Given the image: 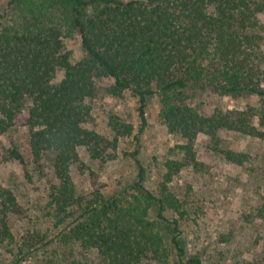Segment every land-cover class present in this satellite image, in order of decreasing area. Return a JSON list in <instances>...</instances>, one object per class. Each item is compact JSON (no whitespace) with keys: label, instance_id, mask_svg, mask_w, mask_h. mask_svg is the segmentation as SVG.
<instances>
[{"label":"trees","instance_id":"1","mask_svg":"<svg viewBox=\"0 0 264 264\" xmlns=\"http://www.w3.org/2000/svg\"><path fill=\"white\" fill-rule=\"evenodd\" d=\"M8 10L0 16V136L23 120L32 160L40 164L48 158L53 216L57 225L69 220L57 234L60 243L94 251L97 264H203L181 240L179 220L187 210L170 184L186 167L201 170L194 148L200 135L240 165L244 154L223 148L221 134L264 141L258 19L264 0H10ZM74 35L80 40L79 59L65 45ZM103 80L110 81L108 95L129 92L138 99L141 129L147 124V99L158 94L167 131L184 140L176 146L178 157L163 163L158 196L142 186L143 167L134 201L107 198L99 187L81 194L74 184L70 169L80 162V148L94 160L112 159L119 136L132 133V126L116 116L110 120L113 139L87 127V100ZM190 90L248 94L260 105L203 114L188 102ZM7 153L26 164L17 148ZM151 207L164 226L150 219ZM168 210L177 218H164ZM14 217H26V210L14 191L0 184V244L6 246L0 247L16 246L25 256L50 244L36 231L17 241Z\"/></svg>","mask_w":264,"mask_h":264},{"label":"rangeland","instance_id":"2","mask_svg":"<svg viewBox=\"0 0 264 264\" xmlns=\"http://www.w3.org/2000/svg\"><path fill=\"white\" fill-rule=\"evenodd\" d=\"M10 0H0V16L5 17ZM0 18V24L2 22ZM263 36L264 12L258 16ZM73 57L82 55L79 37L65 40ZM110 81L98 85L93 98L87 100L91 118L87 127L113 139L111 117L132 126L130 135L118 138L112 159H92L85 148L79 149L80 162L71 165V175L79 193L85 194L99 187L107 198L117 197L134 201L139 195L135 188L140 167L144 169L142 186L158 196V184L164 173L163 163L175 155L184 140L171 135L160 117L158 94L148 97L145 110L147 124L141 129L139 102L131 93L120 97L106 93ZM188 102L203 114L216 109L243 110L259 106V98L252 95L221 96L211 91H189ZM222 147L244 154L243 164H234L217 153L204 135L194 144L200 171L186 167L171 182V190L183 200L187 215L179 220L181 240L189 254H199L203 264H264V141L251 139L236 132L221 134ZM17 148L25 165L10 157L8 150ZM0 184L12 189L26 210V217L12 218L11 229L17 241L28 231L46 236L50 244L21 256L17 247H0V264H97L94 251H85L72 244H62L57 238L66 223L57 225L49 204V181L52 180L50 162L46 157L35 163L29 152V131L21 120L0 136ZM94 173V177L91 173ZM77 214V213H76ZM75 214V215H76ZM150 219L164 226L154 207ZM163 217L177 218L171 210ZM5 244H0L2 247ZM172 260L170 261V263ZM143 264H156L146 260Z\"/></svg>","mask_w":264,"mask_h":264}]
</instances>
